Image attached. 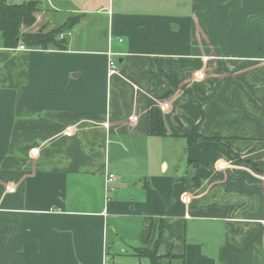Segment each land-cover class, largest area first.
Returning a JSON list of instances; mask_svg holds the SVG:
<instances>
[{"label": "crops", "instance_id": "0c3cea01", "mask_svg": "<svg viewBox=\"0 0 264 264\" xmlns=\"http://www.w3.org/2000/svg\"><path fill=\"white\" fill-rule=\"evenodd\" d=\"M30 1L82 18L0 35V264H264V0Z\"/></svg>", "mask_w": 264, "mask_h": 264}, {"label": "trees", "instance_id": "16d2710c", "mask_svg": "<svg viewBox=\"0 0 264 264\" xmlns=\"http://www.w3.org/2000/svg\"><path fill=\"white\" fill-rule=\"evenodd\" d=\"M38 11H40V4L35 1L21 5H11L8 3V0H0V35L6 47L15 48L20 44H24L28 48L33 49L64 48V44L57 40L59 35L64 31L74 28L80 22V18L71 16L61 27L49 32L42 30L34 34H22V27H31L35 24V14ZM150 123L151 135L158 137L165 136L163 116L158 108H152ZM198 139L199 136L195 133L189 138V145L195 144ZM162 235L161 225L160 233L153 249L150 250L145 247L134 248L132 255L138 258H148L151 264H165L163 262L165 257L159 254Z\"/></svg>", "mask_w": 264, "mask_h": 264}, {"label": "rangeland", "instance_id": "374dc122", "mask_svg": "<svg viewBox=\"0 0 264 264\" xmlns=\"http://www.w3.org/2000/svg\"><path fill=\"white\" fill-rule=\"evenodd\" d=\"M24 0H10V4H20L22 3ZM37 1H41V3H45L46 1H50L54 6L58 7V8H68L70 6H78L80 5L84 0H37ZM109 2V1H108ZM75 17H79L80 20L82 18V16H75ZM56 28L61 27L62 25H59V22L56 23ZM45 31V29H44ZM165 263V260L163 261ZM166 264V263H165Z\"/></svg>", "mask_w": 264, "mask_h": 264}, {"label": "built area", "instance_id": "2783aa9c", "mask_svg": "<svg viewBox=\"0 0 264 264\" xmlns=\"http://www.w3.org/2000/svg\"><path fill=\"white\" fill-rule=\"evenodd\" d=\"M17 49L26 50V47L20 46ZM109 69L111 71H115L116 70V64H115V62L113 60L109 61ZM105 177H106L107 190L108 191H114V188L112 187V184H114V182L116 181V176L114 174H112V173L106 172Z\"/></svg>", "mask_w": 264, "mask_h": 264}]
</instances>
